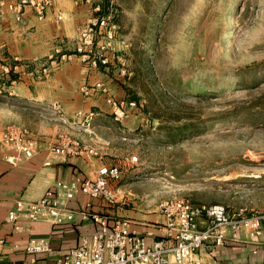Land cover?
<instances>
[{
  "label": "rangeland",
  "instance_id": "rangeland-1",
  "mask_svg": "<svg viewBox=\"0 0 264 264\" xmlns=\"http://www.w3.org/2000/svg\"><path fill=\"white\" fill-rule=\"evenodd\" d=\"M95 2L113 31L98 34L109 58L98 67L112 94L137 102L123 120L103 92L90 109L106 163L123 168L114 186L153 208L184 197L264 211V0ZM0 89L3 125L11 105L40 109Z\"/></svg>",
  "mask_w": 264,
  "mask_h": 264
},
{
  "label": "crops",
  "instance_id": "crops-1",
  "mask_svg": "<svg viewBox=\"0 0 264 264\" xmlns=\"http://www.w3.org/2000/svg\"><path fill=\"white\" fill-rule=\"evenodd\" d=\"M10 1L0 0V63L10 65L19 75L10 79L0 69V86L40 109L45 107L41 104L50 106L35 110L30 105H11L7 124L3 125V119L0 121V131L11 123L25 125L38 145L34 156L12 161L7 155H15L16 151L0 144V236L4 238L0 244V264H56L59 256L77 244L82 233L93 230L94 222L80 215L74 222L62 225L34 220L25 222V228L18 231L12 227L7 214L17 199H37L57 179L92 175L101 164L108 162L104 155L109 141L99 136L94 117L82 124V118L77 115L80 109H97L103 105V98L98 96L102 90L95 85L97 81L111 87L104 79L102 65H91L76 51L82 30L100 6L96 0H51L42 17L34 4H27L18 18L16 10L8 5ZM60 11L62 19L58 18ZM57 46L61 48L60 61L48 72H42L48 55ZM84 82L91 86L88 94L81 89ZM56 100L61 103L60 111L51 107ZM66 136L96 144L101 154L58 157L52 164H46L49 146ZM117 187V201L109 203L94 197L92 209L130 218L133 227L147 234L149 240L162 235L165 218L158 208L133 199L132 192L122 185ZM88 199L89 196L78 191L71 206L81 209ZM32 236L48 237L51 249L37 253L26 251L25 245ZM261 239L264 240V234ZM255 248L258 252H253ZM204 253L213 264H264V247L246 231L241 232L238 241L228 240L224 245L205 248Z\"/></svg>",
  "mask_w": 264,
  "mask_h": 264
},
{
  "label": "built area",
  "instance_id": "built-area-1",
  "mask_svg": "<svg viewBox=\"0 0 264 264\" xmlns=\"http://www.w3.org/2000/svg\"><path fill=\"white\" fill-rule=\"evenodd\" d=\"M50 2L51 0H12L8 5L21 18L24 6L34 4L42 17L46 4ZM110 17V14L90 17L81 32L76 51L84 61L93 66L109 61L108 56L102 53L98 55L94 46L98 34L103 31L107 33L108 39L113 36ZM58 18H63L61 11ZM110 43L102 45L103 48ZM60 51L59 46L54 48L48 55L42 72H48L58 64ZM0 69L9 77L13 68L0 63ZM95 85L106 95V101L116 120H123L131 108L136 107V100L115 96L103 81H97ZM81 89L88 94L91 86L84 82ZM51 107L60 111L61 103L53 101ZM94 114L93 110L77 111L82 124L90 122ZM0 144L16 151L15 155H7L12 161L22 157L30 158L38 150L36 138L25 125L19 123L8 124L0 131ZM100 154L96 145L76 136H66L49 146L45 163L52 164L58 157L65 159ZM122 176L123 168L120 164L103 163L92 175L57 179L39 198L17 199L9 209L7 218L14 230L18 231L25 228V222L34 220H48L62 225L74 222L78 215L83 219H91L95 224L93 230L82 233L77 244L59 256L56 264H213L204 249L224 245L228 240L238 241L242 231L248 232L251 238L264 247V240L261 239L264 234V211L247 212L244 207L232 210L222 202L196 203L184 197H169L159 201L157 208L164 215L165 230L162 235L149 240L147 234L133 227L130 218L92 209L91 198H101L109 203L118 200L119 189L114 186V182L119 181ZM78 191L90 197L81 209L71 206ZM3 242L4 238L0 236V244ZM25 249L30 253L46 252L51 249V241L48 237L32 236ZM253 252H258V248Z\"/></svg>",
  "mask_w": 264,
  "mask_h": 264
},
{
  "label": "trees",
  "instance_id": "trees-1",
  "mask_svg": "<svg viewBox=\"0 0 264 264\" xmlns=\"http://www.w3.org/2000/svg\"><path fill=\"white\" fill-rule=\"evenodd\" d=\"M108 5V4H107ZM107 5H104V8H103V12H105V13H107ZM18 73L17 72H15V71H13V69L11 70V74H10V76H9V78L10 79H13V78H16V77H18ZM262 103H264V101H262ZM263 111V109L261 108V112L260 113H262V114H264V112H262ZM258 121H261V122H264V116H262L261 117V120H258ZM186 127V126H185ZM185 128H183V130H184Z\"/></svg>",
  "mask_w": 264,
  "mask_h": 264
}]
</instances>
